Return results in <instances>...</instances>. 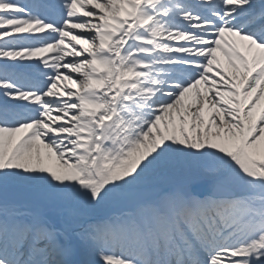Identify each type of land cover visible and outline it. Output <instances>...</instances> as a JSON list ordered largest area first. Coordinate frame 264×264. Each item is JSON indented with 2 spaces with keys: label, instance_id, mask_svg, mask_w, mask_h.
Listing matches in <instances>:
<instances>
[{
  "label": "snow or ice",
  "instance_id": "obj_1",
  "mask_svg": "<svg viewBox=\"0 0 264 264\" xmlns=\"http://www.w3.org/2000/svg\"><path fill=\"white\" fill-rule=\"evenodd\" d=\"M0 264H264V0H0Z\"/></svg>",
  "mask_w": 264,
  "mask_h": 264
},
{
  "label": "bare ground",
  "instance_id": "obj_2",
  "mask_svg": "<svg viewBox=\"0 0 264 264\" xmlns=\"http://www.w3.org/2000/svg\"><path fill=\"white\" fill-rule=\"evenodd\" d=\"M222 59V58H221ZM223 62V61H222ZM225 70L227 71V68H225Z\"/></svg>",
  "mask_w": 264,
  "mask_h": 264
}]
</instances>
